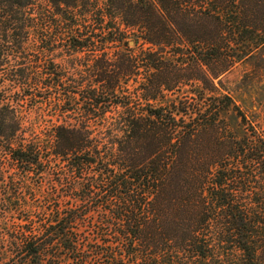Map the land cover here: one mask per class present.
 <instances>
[{
	"label": "trees",
	"instance_id": "trees-1",
	"mask_svg": "<svg viewBox=\"0 0 264 264\" xmlns=\"http://www.w3.org/2000/svg\"><path fill=\"white\" fill-rule=\"evenodd\" d=\"M263 46L264 0H0V264H264Z\"/></svg>",
	"mask_w": 264,
	"mask_h": 264
},
{
	"label": "rangeland",
	"instance_id": "rangeland-1",
	"mask_svg": "<svg viewBox=\"0 0 264 264\" xmlns=\"http://www.w3.org/2000/svg\"><path fill=\"white\" fill-rule=\"evenodd\" d=\"M91 64V61L82 59L76 66L68 58L60 57L56 53V56L49 59L47 66L57 74L75 77V68L86 70ZM223 80L227 92L264 134V46L260 48L254 59L238 64ZM72 106V102L66 103V107L72 108ZM39 181L43 182L42 192L49 191L51 185L48 179L44 177L35 179L36 184ZM29 199L32 200L33 196L30 195Z\"/></svg>",
	"mask_w": 264,
	"mask_h": 264
},
{
	"label": "water",
	"instance_id": "water-1",
	"mask_svg": "<svg viewBox=\"0 0 264 264\" xmlns=\"http://www.w3.org/2000/svg\"><path fill=\"white\" fill-rule=\"evenodd\" d=\"M130 45H131V46H133V45H134V42H133V41H131V42H130Z\"/></svg>",
	"mask_w": 264,
	"mask_h": 264
}]
</instances>
